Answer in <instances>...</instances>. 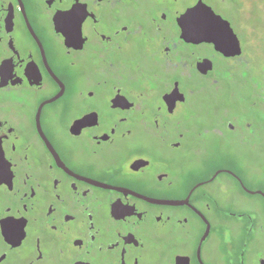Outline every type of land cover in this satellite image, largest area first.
<instances>
[{
	"label": "flooded vegetation",
	"instance_id": "flooded-vegetation-1",
	"mask_svg": "<svg viewBox=\"0 0 264 264\" xmlns=\"http://www.w3.org/2000/svg\"><path fill=\"white\" fill-rule=\"evenodd\" d=\"M73 8L78 46L57 24ZM193 8L229 46L184 33ZM250 17V0H0V221L23 230L0 226V264H264Z\"/></svg>",
	"mask_w": 264,
	"mask_h": 264
},
{
	"label": "snow or ice",
	"instance_id": "snow-or-ice-1",
	"mask_svg": "<svg viewBox=\"0 0 264 264\" xmlns=\"http://www.w3.org/2000/svg\"><path fill=\"white\" fill-rule=\"evenodd\" d=\"M86 15L87 11L85 8H73L71 11L63 13L57 20L60 31H62L69 42L73 43L75 46H78L80 43L81 25ZM182 27L184 33L189 37L192 35H199L204 39L215 38L218 44H223L224 46H229L231 43L227 36H216L219 30L216 21L197 8H193V11L184 17ZM3 74L4 70L0 68V76ZM85 118L91 119V116H84V119L80 121L82 127L89 124L88 120ZM96 119L95 117V120ZM3 176L4 166H0V178H3ZM117 211H119V209H117ZM0 226L3 227L5 234L19 233L17 239L23 235L22 225L18 226L15 221H0Z\"/></svg>",
	"mask_w": 264,
	"mask_h": 264
},
{
	"label": "rangeland",
	"instance_id": "rangeland-1",
	"mask_svg": "<svg viewBox=\"0 0 264 264\" xmlns=\"http://www.w3.org/2000/svg\"><path fill=\"white\" fill-rule=\"evenodd\" d=\"M250 34L256 46L250 51L253 64L264 71V0H250Z\"/></svg>",
	"mask_w": 264,
	"mask_h": 264
},
{
	"label": "water",
	"instance_id": "water-1",
	"mask_svg": "<svg viewBox=\"0 0 264 264\" xmlns=\"http://www.w3.org/2000/svg\"><path fill=\"white\" fill-rule=\"evenodd\" d=\"M214 42H216V41H214Z\"/></svg>",
	"mask_w": 264,
	"mask_h": 264
}]
</instances>
